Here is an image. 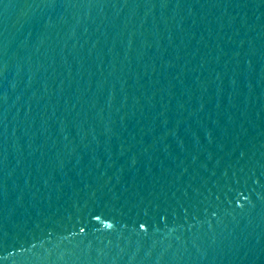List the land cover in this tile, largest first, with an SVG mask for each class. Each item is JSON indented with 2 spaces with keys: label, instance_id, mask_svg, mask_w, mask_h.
Segmentation results:
<instances>
[{
  "label": "water",
  "instance_id": "water-1",
  "mask_svg": "<svg viewBox=\"0 0 264 264\" xmlns=\"http://www.w3.org/2000/svg\"><path fill=\"white\" fill-rule=\"evenodd\" d=\"M0 264H264V0H0Z\"/></svg>",
  "mask_w": 264,
  "mask_h": 264
}]
</instances>
